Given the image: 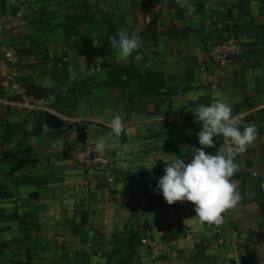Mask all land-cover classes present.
<instances>
[{
	"label": "crops",
	"instance_id": "1",
	"mask_svg": "<svg viewBox=\"0 0 264 264\" xmlns=\"http://www.w3.org/2000/svg\"><path fill=\"white\" fill-rule=\"evenodd\" d=\"M26 1L17 17L15 0H0V21L7 18L0 35V264H264V0H190L192 16L176 0H152L146 8L142 0ZM84 13L89 21L77 29ZM151 20L156 45L142 44L118 61L109 38L122 29L139 34ZM230 26L240 51L218 68L210 47L231 34ZM9 48L18 54L15 73L4 60ZM131 65L156 74L161 91L176 88L170 108L137 103L136 79L116 73ZM19 86L55 96L57 109L22 102ZM214 98L232 106L241 131L251 125L258 132L236 157L231 179L241 200L219 225L200 223L191 202L168 205L155 191L166 163L189 161L191 147H201L202 125L192 111ZM44 111L71 128L31 134ZM98 114L105 121L119 114L125 126L107 142L108 175L79 159L89 139L110 131L93 121ZM9 126L14 134L4 142ZM213 140L208 154L221 145V137ZM6 151L15 160H2ZM20 156L36 163L17 166Z\"/></svg>",
	"mask_w": 264,
	"mask_h": 264
},
{
	"label": "clouds",
	"instance_id": "2",
	"mask_svg": "<svg viewBox=\"0 0 264 264\" xmlns=\"http://www.w3.org/2000/svg\"><path fill=\"white\" fill-rule=\"evenodd\" d=\"M176 3L186 10V16H192L195 12L190 0H176ZM109 42L112 49L116 50L118 61H127L134 51L143 46L139 34L133 32L129 35L123 29L116 36L110 37ZM135 59L139 61L142 56L138 54ZM192 112L195 122L202 125L197 133L201 147H191L192 157L189 161L177 157L170 163L165 162V174L159 178L155 191L163 195L168 205L191 202L195 206L194 217L200 223L219 225L223 222V213L241 200L238 184L231 179L239 171L235 161L238 155L244 154L253 144L258 132L251 125L241 131L238 115H233L232 106L221 99L214 98L210 105H200ZM93 121L106 123L110 129L107 136L99 137L95 142V152L102 153L107 142L119 137L125 126L119 114L108 121L98 114L93 117ZM218 136L226 142L214 154L206 153L204 149L215 147L213 138ZM126 151L127 145H124L118 155L122 156Z\"/></svg>",
	"mask_w": 264,
	"mask_h": 264
},
{
	"label": "built area",
	"instance_id": "3",
	"mask_svg": "<svg viewBox=\"0 0 264 264\" xmlns=\"http://www.w3.org/2000/svg\"><path fill=\"white\" fill-rule=\"evenodd\" d=\"M28 8L26 0H20L18 10L16 12V16L20 17ZM7 18H4L0 21V35L3 32V29L6 28ZM230 35L225 38L224 40L213 44L210 47L209 56L212 61L218 68H222L227 65L230 59L235 57L240 51V42L236 35L233 33L232 26H230ZM4 60L6 63L11 66V72L15 73L18 69V54L14 51V49L9 48L4 53ZM204 70V68H200ZM217 83H214L213 87L216 86ZM15 95L18 97L19 100L26 103L29 106H36V107H46L48 105H52L56 102V97L50 95L47 98L41 97H34L32 95L27 94L26 89L19 86L15 90ZM95 142L92 139L87 141L86 150L82 152L81 157L79 158L80 161L84 164V166L96 172L105 173L108 175L110 174V170L112 167V158L111 154L108 153L106 150L102 153L95 152ZM226 141L223 140L221 137L220 143H225ZM144 243L145 240H142ZM228 264H244L240 259H233Z\"/></svg>",
	"mask_w": 264,
	"mask_h": 264
},
{
	"label": "trees",
	"instance_id": "4",
	"mask_svg": "<svg viewBox=\"0 0 264 264\" xmlns=\"http://www.w3.org/2000/svg\"><path fill=\"white\" fill-rule=\"evenodd\" d=\"M20 0H15V4H16V10L19 6ZM152 3V0H142V5L143 7H149ZM86 13H84L83 17L75 24L76 28L78 29V27L83 23V22H88V18H86ZM156 28H157V23L155 20H151L149 21L139 32L140 37L142 38V44L146 45V46H151L154 47L156 44ZM79 36L81 38H84L85 35L83 33H79ZM85 40V39H84ZM32 51L27 50V51H22L23 54H30ZM137 53V51H135ZM130 68V69H129ZM127 69H129V71H132L131 73H127L129 71H127ZM127 69H125L124 74L122 72V70L117 69L116 73L119 76H128V77H133L136 79L137 82V86H138V101L137 103L142 102H148V103H153V104H163L164 102H168V106L170 108V100H169V96L174 94L177 90L174 87H169L166 88V90L161 91V87H160V82L158 77L156 76V74L154 73H147L145 75H141L139 73H137L136 68H134V66H129L127 67ZM180 91H182V89H180ZM26 92L29 95H32L36 98L40 97V89L38 88V86H30L26 88ZM162 96V99H160V97ZM57 105L58 103L56 102L55 104H53V109H57ZM14 134V130L9 127H7L4 132L2 133V140L4 142H8L12 136ZM26 139V134L21 137V139L19 140V144H23L24 141ZM36 160L34 159H26L25 157H18L17 159V166H21L23 164H35Z\"/></svg>",
	"mask_w": 264,
	"mask_h": 264
},
{
	"label": "water",
	"instance_id": "5",
	"mask_svg": "<svg viewBox=\"0 0 264 264\" xmlns=\"http://www.w3.org/2000/svg\"><path fill=\"white\" fill-rule=\"evenodd\" d=\"M45 126H47V130H45ZM70 128H71V124L64 122L57 115L49 111H44L42 113L41 120L37 123V125H35L31 129L30 133L31 134H42V135L60 134V133L66 132ZM1 159L2 160H6V159L15 160V155L6 151V152H3Z\"/></svg>",
	"mask_w": 264,
	"mask_h": 264
},
{
	"label": "rangeland",
	"instance_id": "6",
	"mask_svg": "<svg viewBox=\"0 0 264 264\" xmlns=\"http://www.w3.org/2000/svg\"><path fill=\"white\" fill-rule=\"evenodd\" d=\"M24 13H25V12H24ZM24 13H23V14H24ZM23 14H22V15H23Z\"/></svg>",
	"mask_w": 264,
	"mask_h": 264
}]
</instances>
